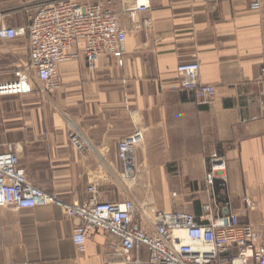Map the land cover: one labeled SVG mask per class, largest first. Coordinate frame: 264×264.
<instances>
[{
    "label": "crops",
    "instance_id": "obj_1",
    "mask_svg": "<svg viewBox=\"0 0 264 264\" xmlns=\"http://www.w3.org/2000/svg\"><path fill=\"white\" fill-rule=\"evenodd\" d=\"M56 1L0 0V80L25 84L20 95L0 96V153L15 145L29 181L69 202L87 201L95 184L105 200H148L202 223L209 204L216 216L237 213L264 240V7L252 9L251 0H112L127 32L124 65L101 55L91 68L79 44L77 60L58 64L59 87L45 91L24 69L27 25L38 5ZM195 61L201 82L216 87L208 105L181 87L177 66ZM137 130L144 135L136 147L139 178L125 183L118 144ZM218 155L227 159L225 187L206 182ZM0 218V264H126L117 238L101 229L81 253L72 239L80 220L57 205L5 207Z\"/></svg>",
    "mask_w": 264,
    "mask_h": 264
},
{
    "label": "built area",
    "instance_id": "obj_2",
    "mask_svg": "<svg viewBox=\"0 0 264 264\" xmlns=\"http://www.w3.org/2000/svg\"><path fill=\"white\" fill-rule=\"evenodd\" d=\"M250 7H264V0H251ZM151 25V19L143 21V27ZM27 29L31 78L45 91L59 87V63L80 57L79 51L73 50L76 45H82L91 68L101 55L113 57L119 67L125 63L127 32L112 7V0L91 3L61 0L40 4L30 15ZM200 70L198 61L177 66L182 75L181 87L193 92L200 104L208 105L215 97L216 87L201 82ZM24 91V80H0V96L20 95ZM70 139L79 151H87V144L77 134H71ZM143 139L142 131L137 130L118 144L121 180L125 183L139 178L136 147ZM227 168L225 155L213 157L206 182L214 185L219 180L225 187ZM88 191L91 196L87 201H66L29 181L15 145L9 144L7 150L0 153V210L33 208L39 204L59 206L70 217L80 220L72 239L81 253L86 251L93 232L101 229L117 238L126 264H264V240L252 225L242 223L235 212L216 216L207 204L204 207L207 222L202 223L191 212H161L148 200H105L95 184H91ZM229 206L227 203L226 209ZM143 249L147 258L142 257ZM131 255L134 257L130 258Z\"/></svg>",
    "mask_w": 264,
    "mask_h": 264
},
{
    "label": "rangeland",
    "instance_id": "obj_3",
    "mask_svg": "<svg viewBox=\"0 0 264 264\" xmlns=\"http://www.w3.org/2000/svg\"><path fill=\"white\" fill-rule=\"evenodd\" d=\"M29 17H30V16H29ZM28 24H29V22H28ZM27 26H28V25H27ZM27 30H28V29H27ZM24 69L26 70V69H30V68H29V66H26Z\"/></svg>",
    "mask_w": 264,
    "mask_h": 264
},
{
    "label": "bare ground",
    "instance_id": "obj_4",
    "mask_svg": "<svg viewBox=\"0 0 264 264\" xmlns=\"http://www.w3.org/2000/svg\"><path fill=\"white\" fill-rule=\"evenodd\" d=\"M141 2H143V1H141ZM180 234H182L183 232H179Z\"/></svg>",
    "mask_w": 264,
    "mask_h": 264
}]
</instances>
